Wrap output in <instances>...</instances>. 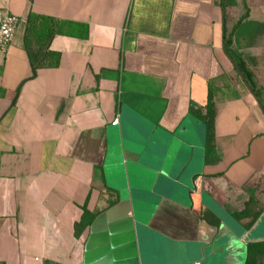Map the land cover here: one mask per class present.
Returning a JSON list of instances; mask_svg holds the SVG:
<instances>
[{"label": "crops", "instance_id": "obj_1", "mask_svg": "<svg viewBox=\"0 0 264 264\" xmlns=\"http://www.w3.org/2000/svg\"><path fill=\"white\" fill-rule=\"evenodd\" d=\"M0 9L22 18L0 55V264H225L264 243V213L251 229L234 218L264 204V0ZM31 15L64 23L49 47L59 67L34 70Z\"/></svg>", "mask_w": 264, "mask_h": 264}, {"label": "trees", "instance_id": "obj_2", "mask_svg": "<svg viewBox=\"0 0 264 264\" xmlns=\"http://www.w3.org/2000/svg\"><path fill=\"white\" fill-rule=\"evenodd\" d=\"M63 25L64 23H61L52 18L42 17L38 15L30 16L27 29V38H29V36L31 37L32 35H34L36 37V41L40 43L39 45L42 46L39 47V50L33 51L31 53L32 66L35 71L39 69L59 67L61 61V54L58 52L51 51L49 47L53 38L56 35L62 33ZM44 36L46 38V44L43 40ZM232 41V38L226 39L227 54L234 61V63L236 64V68L248 82L252 90L256 91L254 84V74L248 68L245 60L240 55L231 50ZM206 110V115L203 117L202 120L207 126V151L209 153L215 148L216 121V104L211 93L209 95ZM263 213L264 204L251 197L249 202L246 204L244 210L240 213L234 214V218L239 222L243 220H249L246 227H248V229H251ZM94 218L95 215L91 214L86 208L82 221L76 225V233L78 234V236L92 224ZM45 264L52 263L47 262ZM246 264H264V243H255L250 244L248 246V256Z\"/></svg>", "mask_w": 264, "mask_h": 264}, {"label": "built area", "instance_id": "obj_3", "mask_svg": "<svg viewBox=\"0 0 264 264\" xmlns=\"http://www.w3.org/2000/svg\"><path fill=\"white\" fill-rule=\"evenodd\" d=\"M21 21L19 15L0 9V55L8 54ZM118 123L119 119H116L113 124Z\"/></svg>", "mask_w": 264, "mask_h": 264}, {"label": "rangeland", "instance_id": "obj_4", "mask_svg": "<svg viewBox=\"0 0 264 264\" xmlns=\"http://www.w3.org/2000/svg\"><path fill=\"white\" fill-rule=\"evenodd\" d=\"M242 255V257H241V260H234V259H232V258H229V255L227 256L226 255V257L224 258V260H225V264H245V261H246V255H247V253H246V255H245V251L243 250V252L241 253ZM230 261V262H229ZM206 262H203L202 264H205ZM217 263V262H216Z\"/></svg>", "mask_w": 264, "mask_h": 264}, {"label": "water", "instance_id": "obj_5", "mask_svg": "<svg viewBox=\"0 0 264 264\" xmlns=\"http://www.w3.org/2000/svg\"><path fill=\"white\" fill-rule=\"evenodd\" d=\"M235 64V63H234ZM236 65V64H235ZM240 73V72H239ZM241 75V74H240ZM242 79L245 81L246 85L249 87L250 91H252L253 95L256 97L255 93L253 92L252 88L250 87V85L248 84V82L245 80V78L241 75ZM257 101H258V98L256 97ZM261 108L263 109L264 111V108L263 106L260 104Z\"/></svg>", "mask_w": 264, "mask_h": 264}, {"label": "flooded vegetation", "instance_id": "obj_6", "mask_svg": "<svg viewBox=\"0 0 264 264\" xmlns=\"http://www.w3.org/2000/svg\"><path fill=\"white\" fill-rule=\"evenodd\" d=\"M245 264H246V262H245Z\"/></svg>", "mask_w": 264, "mask_h": 264}]
</instances>
